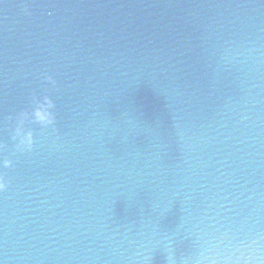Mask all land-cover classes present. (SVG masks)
<instances>
[{
  "label": "water",
  "instance_id": "obj_1",
  "mask_svg": "<svg viewBox=\"0 0 264 264\" xmlns=\"http://www.w3.org/2000/svg\"><path fill=\"white\" fill-rule=\"evenodd\" d=\"M0 178V264H264V0H0Z\"/></svg>",
  "mask_w": 264,
  "mask_h": 264
},
{
  "label": "clouds",
  "instance_id": "obj_2",
  "mask_svg": "<svg viewBox=\"0 0 264 264\" xmlns=\"http://www.w3.org/2000/svg\"><path fill=\"white\" fill-rule=\"evenodd\" d=\"M44 80L45 83L53 87L55 86V81L50 76H46ZM51 109H52L51 102L46 100L44 105L38 106L33 111V116L38 120V122L44 128L52 127L55 124V117ZM12 140L16 142L15 146L17 151L30 149L32 146L30 134L23 133L20 124H18L17 127L15 128L14 135L12 136ZM3 163L5 167L11 166V162L9 160H5ZM5 186L6 185L3 182L2 178H0V190H3Z\"/></svg>",
  "mask_w": 264,
  "mask_h": 264
}]
</instances>
